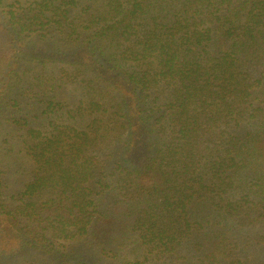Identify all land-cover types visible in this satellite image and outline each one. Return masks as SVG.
Masks as SVG:
<instances>
[{
	"label": "trees",
	"instance_id": "trees-1",
	"mask_svg": "<svg viewBox=\"0 0 264 264\" xmlns=\"http://www.w3.org/2000/svg\"><path fill=\"white\" fill-rule=\"evenodd\" d=\"M0 264H264V0H0Z\"/></svg>",
	"mask_w": 264,
	"mask_h": 264
},
{
	"label": "rangeland",
	"instance_id": "rangeland-1",
	"mask_svg": "<svg viewBox=\"0 0 264 264\" xmlns=\"http://www.w3.org/2000/svg\"><path fill=\"white\" fill-rule=\"evenodd\" d=\"M9 1H13V0H9Z\"/></svg>",
	"mask_w": 264,
	"mask_h": 264
}]
</instances>
